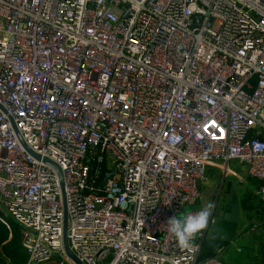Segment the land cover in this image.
Segmentation results:
<instances>
[{"label": "built area", "instance_id": "built-area-1", "mask_svg": "<svg viewBox=\"0 0 264 264\" xmlns=\"http://www.w3.org/2000/svg\"><path fill=\"white\" fill-rule=\"evenodd\" d=\"M231 159L264 200V0H0V222L25 264H78L64 238L83 264H224L167 221Z\"/></svg>", "mask_w": 264, "mask_h": 264}, {"label": "crops", "instance_id": "crops-1", "mask_svg": "<svg viewBox=\"0 0 264 264\" xmlns=\"http://www.w3.org/2000/svg\"><path fill=\"white\" fill-rule=\"evenodd\" d=\"M258 180L236 160L209 162L194 205L215 204L214 221L202 243L201 256L218 254L224 264H264V200Z\"/></svg>", "mask_w": 264, "mask_h": 264}, {"label": "clouds", "instance_id": "clouds-1", "mask_svg": "<svg viewBox=\"0 0 264 264\" xmlns=\"http://www.w3.org/2000/svg\"><path fill=\"white\" fill-rule=\"evenodd\" d=\"M214 208L215 204L209 201L194 213L175 216L167 221L170 233L181 247H191L195 238L208 228Z\"/></svg>", "mask_w": 264, "mask_h": 264}, {"label": "trees", "instance_id": "trees-1", "mask_svg": "<svg viewBox=\"0 0 264 264\" xmlns=\"http://www.w3.org/2000/svg\"><path fill=\"white\" fill-rule=\"evenodd\" d=\"M91 163L92 175L96 178V180L102 181L105 173L100 171V162L92 160ZM9 222L10 229H8L5 224L0 222V264H25L27 255L20 242L19 225L13 219H9ZM43 264L53 263L50 262Z\"/></svg>", "mask_w": 264, "mask_h": 264}, {"label": "water", "instance_id": "water-1", "mask_svg": "<svg viewBox=\"0 0 264 264\" xmlns=\"http://www.w3.org/2000/svg\"><path fill=\"white\" fill-rule=\"evenodd\" d=\"M33 154H34V153H33ZM34 155H35V156H38L37 154H34ZM44 160L47 161V162H49V163H51L53 166H55V168H56V169L58 170V172L60 173V170H59V168L56 166V164H54L52 161H50V160L47 159V158H44ZM64 246H65V250H66V252L69 254L70 257H72L75 261H77L78 264H83V263L79 262V261L75 258V256L72 254V252L69 250L68 245H67L66 238H64Z\"/></svg>", "mask_w": 264, "mask_h": 264}, {"label": "rangeland", "instance_id": "rangeland-1", "mask_svg": "<svg viewBox=\"0 0 264 264\" xmlns=\"http://www.w3.org/2000/svg\"><path fill=\"white\" fill-rule=\"evenodd\" d=\"M48 263H50V262H48ZM51 263H53V262H51ZM54 264V263H53Z\"/></svg>", "mask_w": 264, "mask_h": 264}]
</instances>
